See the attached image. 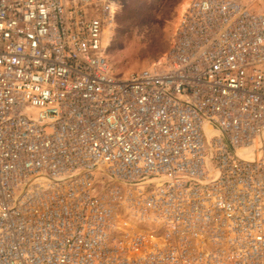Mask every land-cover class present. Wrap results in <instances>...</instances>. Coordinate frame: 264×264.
<instances>
[{"label": "built area", "instance_id": "2783aa9c", "mask_svg": "<svg viewBox=\"0 0 264 264\" xmlns=\"http://www.w3.org/2000/svg\"><path fill=\"white\" fill-rule=\"evenodd\" d=\"M123 1L0 0V264H264V9L188 0L117 77Z\"/></svg>", "mask_w": 264, "mask_h": 264}, {"label": "rangeland", "instance_id": "374dc122", "mask_svg": "<svg viewBox=\"0 0 264 264\" xmlns=\"http://www.w3.org/2000/svg\"><path fill=\"white\" fill-rule=\"evenodd\" d=\"M187 1L124 0L122 2L111 22V29L114 32L107 45V57L115 76L127 77L150 67L159 60L169 47L177 18ZM236 1L245 5L251 12L264 9V0ZM204 147H207L205 140ZM147 178L149 177H144Z\"/></svg>", "mask_w": 264, "mask_h": 264}, {"label": "bare ground", "instance_id": "6f19581e", "mask_svg": "<svg viewBox=\"0 0 264 264\" xmlns=\"http://www.w3.org/2000/svg\"><path fill=\"white\" fill-rule=\"evenodd\" d=\"M234 1H236V0H234ZM187 3H188V1L183 5V8L185 7V5ZM243 6H245V5H243ZM183 8H182V10H183ZM113 9L114 8H112V10ZM113 13H115V12L113 11ZM113 19H114V17H113ZM111 24L112 23L110 22L109 26L106 29V33H105L104 44L107 41L106 45H105L106 48H107V45L109 44L111 34L114 32V30L111 29ZM107 32H108V36H107ZM205 130H206V133L208 135H211L214 133V131L211 128L206 127ZM115 186L116 185H114V187L110 190L111 191L110 193L115 197V199L111 200V201H106V207L109 210L115 211V214H111L110 217L114 218L116 230L118 231L117 233H120V236L124 237L125 235H127V233H129V234L135 233L140 228V226L143 227V224L142 225L137 224L135 217H138V216L136 215L135 212H133L134 209H129L125 204L119 205V203L124 202V200L127 196V194L125 192L126 188H122L123 192H120V189L118 187L116 188ZM119 193H121V194L118 196ZM117 196L119 197V199L117 198ZM117 210H118V214L116 215ZM110 224L113 225V221H110ZM114 229H115V227H114Z\"/></svg>", "mask_w": 264, "mask_h": 264}]
</instances>
